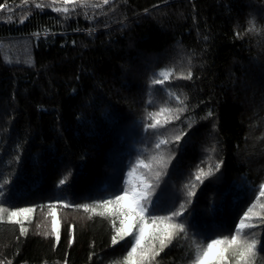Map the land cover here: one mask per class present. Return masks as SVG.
<instances>
[{"label":"trees","instance_id":"1","mask_svg":"<svg viewBox=\"0 0 264 264\" xmlns=\"http://www.w3.org/2000/svg\"><path fill=\"white\" fill-rule=\"evenodd\" d=\"M39 3L52 0H0V185L7 181L0 200L5 208L37 206L23 235L6 215L0 221V261L123 264L130 246L112 245L111 218L75 205L110 198L137 156L147 162L159 152L176 155L156 192L166 187L179 198L150 215L185 202L181 222L189 227L188 239L177 236L153 264H190L191 240L202 238L193 234L231 235L264 183V89L244 87L248 74L264 73V0H110L102 8L69 4V14L54 11L59 0ZM162 68L173 70L170 79L149 87ZM247 93L257 102L249 118ZM176 96L188 109L181 121L145 129L148 113L184 106ZM192 120L179 145L155 148ZM220 160L187 203L197 168ZM57 199L65 202L57 208L59 240L46 207ZM251 223L244 235L259 233L264 243L259 218ZM254 264H264L259 245Z\"/></svg>","mask_w":264,"mask_h":264},{"label":"snow or ice","instance_id":"2","mask_svg":"<svg viewBox=\"0 0 264 264\" xmlns=\"http://www.w3.org/2000/svg\"><path fill=\"white\" fill-rule=\"evenodd\" d=\"M58 0H52V4ZM61 7H55L57 13L63 12L69 14V4L76 7L77 3L82 7L92 6L102 8L109 4L110 0H101L97 4H89V0H59ZM52 4L45 5L43 3L36 4V8L43 9L51 7ZM5 4H0V9H4ZM147 11V10H145ZM171 68H162L158 75L161 79L154 78L157 73L153 74V78L149 81V87L155 85H163L168 81L172 74ZM191 68L187 70L186 79L192 78ZM175 95V94H172ZM176 100L184 105V101L176 96ZM187 105L179 107L175 110L161 107L158 111L148 113L151 118V123H145L144 127L152 128L156 131L161 130L162 124H168L170 121H181V113L187 112ZM209 117L211 112L207 114ZM163 117V120H161ZM195 120H192L187 128L181 129L178 134H173L171 141L167 139H159L155 144V148L159 150L162 145L170 142H175L179 145L182 138H187L189 129L193 128ZM215 127V126H214ZM175 153L164 156L163 154L154 155L147 162L139 156L136 162L132 164L127 172V179L124 187L121 190L118 186L113 188V194L108 199H99L90 204L75 205L77 208H83L88 213H96L100 216L111 218V228L113 235L111 237L112 245H117L119 242L130 243L131 247L127 254L123 257V264H153L154 259L179 235L183 234L185 239H188V224L184 221L186 203L182 202L174 211H169L167 215H150L154 211H164L166 207L170 208L175 205V201L179 198L177 193L168 192L166 187H161L159 192H156V186L159 183L162 173L167 170L169 163L172 161ZM224 161L220 160L214 166L209 165L208 170L198 167L194 173V182L191 183L186 193L187 203H191V198L197 187V182L202 183L205 178L213 176L218 172ZM155 178V179H153ZM68 176L60 179L58 186H63L68 181ZM7 186V181L0 185V189ZM119 192L120 194H115ZM154 193L155 197H154ZM5 193L0 190V197H4ZM264 199V183L259 185V193L257 200L239 216V222L235 223L234 232L229 236H217L214 239H209L205 233H194L201 235L200 242L192 239L190 247L193 249V258L190 264H254L257 255L258 245L264 249L258 237L259 233H255L250 238L244 235V230L254 229L256 225L251 223V220L259 218L260 225L264 226V203H257ZM5 201L0 200V221L5 219L19 225L20 234L27 233L25 221L31 219V214L37 206L24 208H5ZM65 204L61 199L49 202L46 207L47 215L51 217V235L57 240L60 238V221L57 219V208ZM71 207V205H65ZM41 209L45 206L40 205ZM43 235H49L44 232ZM129 238L125 240V238ZM206 241V242H205ZM72 240H69V244ZM0 264H5L0 261ZM10 264V262H9Z\"/></svg>","mask_w":264,"mask_h":264},{"label":"rangeland","instance_id":"3","mask_svg":"<svg viewBox=\"0 0 264 264\" xmlns=\"http://www.w3.org/2000/svg\"><path fill=\"white\" fill-rule=\"evenodd\" d=\"M256 63H250V64H248V65H250V66H254ZM249 68V67H248ZM250 70H252V69H250ZM253 71H255L254 69H253ZM246 86H244L245 87V89L247 88L248 89V87H251V88H256V87H258L260 90L261 89H264V73L263 74H259L258 75V77L257 78H255V79H253L252 80V75H250V74H248V76H246ZM257 89V88H256ZM245 98V103H246V105H247V107H246V109H247V113H248V118L250 117V116H252L253 115V110H252V106L253 105H255V106H257V102L255 101V100H251V95L249 94V93H247L246 95H244L243 94V99ZM251 100V101H250ZM250 101V102H249ZM248 102L250 103V104H248ZM58 219V218H57ZM129 246L131 247V244L129 243ZM123 247V244L121 243V244H119L118 246H117V248L115 247L114 248V250L115 251H117V250H119L120 248H122ZM117 249V250H116Z\"/></svg>","mask_w":264,"mask_h":264},{"label":"bare ground","instance_id":"4","mask_svg":"<svg viewBox=\"0 0 264 264\" xmlns=\"http://www.w3.org/2000/svg\"><path fill=\"white\" fill-rule=\"evenodd\" d=\"M157 1V0H156ZM183 2V1H182ZM187 4V3H186ZM177 5V4H176ZM165 12V11H164ZM125 49V48H124ZM125 51H126V49H125ZM128 56V55H127ZM240 87V86H239ZM247 92V91H246ZM15 93V92H14ZM26 93V92H25ZM18 94V93H17ZM24 94V93H23ZM229 94V93H228ZM234 95H236V94H234ZM230 96V95H229ZM27 97V96H26ZM236 98V97H235ZM234 98V99H235ZM21 99H22V96H21ZM2 111V110H1ZM3 114H4V112H3ZM215 124V123H214ZM214 126V125H213ZM218 127V126H217ZM212 129V128H211ZM214 131H216V130H214ZM214 135V134H213ZM205 139H206V137H205ZM216 139V138H215ZM264 157V156H263ZM241 177V176H240ZM237 182V181H236ZM200 194V193H199Z\"/></svg>","mask_w":264,"mask_h":264}]
</instances>
